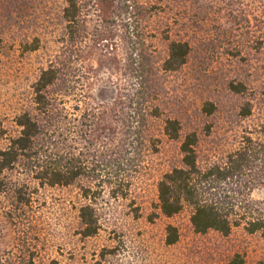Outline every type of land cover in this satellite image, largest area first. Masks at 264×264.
I'll return each instance as SVG.
<instances>
[{"label": "trees", "instance_id": "obj_1", "mask_svg": "<svg viewBox=\"0 0 264 264\" xmlns=\"http://www.w3.org/2000/svg\"><path fill=\"white\" fill-rule=\"evenodd\" d=\"M143 3L63 0L58 48L31 85L32 108L14 116L12 131L0 126V222H33L38 187L71 186L83 200L76 209L81 234L93 235L97 197L105 190L124 197L131 173L145 169L147 151H157L165 137L177 146L155 184L158 214L187 212L193 231L201 234L226 236L237 226L264 231V198H251L264 188V132L244 133L220 162H199L197 134L181 135L179 121L164 115L160 82L186 64L191 45L169 30H153L148 20L158 5ZM158 35L167 41L163 58L153 47ZM102 73L115 95L97 103L90 90ZM211 110V104L203 106L205 113ZM177 237V228L166 225L165 243ZM30 243L22 236L0 264H38Z\"/></svg>", "mask_w": 264, "mask_h": 264}, {"label": "rangeland", "instance_id": "obj_2", "mask_svg": "<svg viewBox=\"0 0 264 264\" xmlns=\"http://www.w3.org/2000/svg\"><path fill=\"white\" fill-rule=\"evenodd\" d=\"M138 1L158 5L148 20L153 30H169L172 38L191 45L186 64L163 74L160 82L165 87L164 115L179 121L181 135L197 134L199 162H220L244 133L264 132V0ZM62 6L63 0H0V126L10 131L14 116L31 110V85L58 48ZM153 47L163 58L167 41L158 35ZM107 78L102 73L91 86L94 102L114 97ZM205 104H211L210 113L203 111ZM176 146L160 137L157 151H147L145 169L131 173L124 197L112 198L107 190L97 197L99 222L91 236L81 234L76 209L83 200L75 187H38L33 222L16 227L0 222V256L25 236L38 264L264 263V231L249 233L237 226L226 236L201 234L193 231L187 212L171 218L158 214L155 184ZM251 198L263 199L264 188L254 190ZM168 224L178 231L176 242L169 245Z\"/></svg>", "mask_w": 264, "mask_h": 264}]
</instances>
